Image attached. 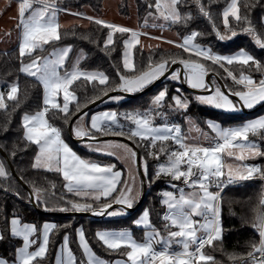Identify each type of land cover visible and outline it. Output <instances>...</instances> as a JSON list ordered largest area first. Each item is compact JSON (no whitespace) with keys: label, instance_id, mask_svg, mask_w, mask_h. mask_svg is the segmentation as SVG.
<instances>
[{"label":"snow or ice","instance_id":"snow-or-ice-1","mask_svg":"<svg viewBox=\"0 0 264 264\" xmlns=\"http://www.w3.org/2000/svg\"><path fill=\"white\" fill-rule=\"evenodd\" d=\"M182 0H155L154 4H149V8H155L159 17L164 21L171 23H186L191 19V14H182L179 8ZM199 10L211 19V15L205 10L203 4L199 3ZM17 15V28L20 29L19 36V57H32V54L38 50L43 51L46 45L60 41L61 24L57 19V8L54 0H19ZM152 15V13H149ZM223 25L227 33L221 34L216 29V35L219 40H231L241 33L251 36L256 45L264 50V39L262 33H258L252 21L246 14L241 13L240 0H230L222 12ZM235 21L236 26L246 25L237 31L236 27L230 23ZM97 25H102L110 29L106 40V45L114 44V35L116 33H130V38L124 41L125 51L123 53V67L129 72H135V63L132 56V49L140 43L141 33L127 27L118 26L106 21L88 17ZM202 35L198 32H192L183 38V42L176 46L185 52L194 54L205 61H211L224 67V64H238L245 67L254 68V70L264 74V64L254 55L241 49L234 55H220L214 53L211 48L204 47L195 40ZM169 43H172L169 41ZM71 47L62 49H53L51 57H34L30 63L21 61L20 71L28 76L36 78L43 87V107L34 114L25 113L22 117V127L26 140L38 146V155L35 157L34 167L45 168L48 171L61 173L67 181V190L74 192L77 196L94 195V199L99 200L101 196L110 197L117 191V186L121 183V172L114 171L115 165H101L95 161L81 158L64 141L60 127L50 123L48 113L51 110L64 115L65 123H68L69 104L78 98L74 91L70 90L72 85L82 78L88 82L98 81L100 85L108 84L109 77L101 72H85L80 69L79 63L84 59L83 55L77 58L72 69H64L65 62ZM171 63H180L186 71V80L193 89H207L205 77L208 70L204 63L192 59H172ZM169 60L161 59L160 62L149 64L147 70L132 76L120 75L119 83L113 90L123 92H136L158 80L168 71ZM227 70V69H226ZM228 75L235 83L242 85L243 89L234 93L239 97L243 107L253 108L257 104L264 102V78L256 80L250 74L241 72L239 77L228 71ZM181 74L173 71L172 80H180ZM20 87L13 83L8 91H0V109H7V101H18ZM105 90L104 95H107ZM62 95L63 103L58 98ZM167 97V89L161 90L154 98L153 105L162 107ZM122 97H112L119 100ZM178 109L187 110L189 101L180 96L172 98ZM201 103L210 104L218 109L234 112L240 109L229 99L227 95L216 87L214 94L206 97H197ZM87 107V105H85ZM80 111V105H76L75 115ZM152 109L148 112H134L126 114L125 119L130 120L135 128L129 132V138L138 137L140 140H148L149 147L155 148L157 142L163 145L164 142L174 140L179 145V150L168 153V160L161 164L155 177H171L173 180H181L188 185L192 191L185 193L180 189L177 196L173 192L163 193V204L167 207V212L162 219L165 222L164 228L166 235L152 224L150 213L145 210L141 217L134 221L138 227L147 229L142 241L136 240L130 231H99L96 233L99 241L112 251L124 249L125 261H117L116 264H215V258L206 255L204 249L206 246H212L215 241H222L224 228L221 222L222 199L221 191L223 187L240 181L260 179L264 181V166L257 164L244 163L245 161L264 157V151L249 140V135H260L264 139V117L250 120L239 127L223 128L220 124L209 121V127L216 132L218 142L202 146L199 144H188L180 135V128L176 125L163 127L153 125ZM84 113L79 117L83 120ZM115 124L117 128L122 129L118 123L117 113L102 112L90 117V129L78 126L74 133L78 138L89 137L96 139L90 130L104 135L123 136V131H113L111 125ZM91 147V146H90ZM105 148H120L128 152L131 158L135 160L137 153L124 144H115L106 142ZM101 151V148L93 149ZM164 152L163 146L159 149ZM109 155L114 152L109 151ZM158 159L156 153H150ZM240 163H229L228 159ZM145 174H147V163L144 165ZM2 163H0V177L7 176ZM215 186L218 190L213 192L210 189ZM39 189H37V199L39 200ZM135 197L132 195V187L127 183L124 190L117 197H113L112 202L106 203L97 212V215L107 213L110 216L125 214V209L133 207ZM113 203L120 205L119 211L108 212L113 207ZM264 205V197L261 199ZM73 209L76 211H92L89 204L75 203ZM66 211L67 209H62ZM202 218V219H197ZM11 234L13 236L23 237V247L18 250L19 264H40L46 257L49 244V233L57 228L55 224L43 225V240L36 250L29 251V248L36 243L30 240V236L36 233L34 225L21 226L18 219L11 221ZM253 229L258 233V242H252L251 251L246 257L231 256L230 259H240L243 264H264V212L259 213L252 223ZM4 239L0 234V240ZM79 244L83 250L85 260L80 264H109L99 258L90 247L83 229L79 230ZM159 245V247H157ZM66 252V258L57 257L56 264H78L77 258L68 247V237H64V244L61 253ZM259 254V255H257ZM0 264H9L6 259L0 258Z\"/></svg>","mask_w":264,"mask_h":264},{"label":"trees","instance_id":"trees-1","mask_svg":"<svg viewBox=\"0 0 264 264\" xmlns=\"http://www.w3.org/2000/svg\"><path fill=\"white\" fill-rule=\"evenodd\" d=\"M56 5L66 8L83 11L85 7L91 8L96 13H101L105 0H54ZM137 7L138 20L141 27L145 26L144 22L148 20L154 13L155 8H149V4H154L155 0H134ZM230 0H199L203 4L206 11L211 15V19L204 16L199 10L197 0H182L179 5L182 14H191V19L186 23H171L168 28L177 35L185 37L192 32H198L202 35L195 40L196 43L211 48L214 53L226 55L238 50L244 49L254 55L264 64V50L256 45L254 39L246 33H241L231 40L221 41L216 35V29L221 34L227 33L223 25L222 12L228 5ZM241 13L246 14L252 21L258 33L264 34V0H240ZM119 11L124 15L130 14V0H121L119 3ZM233 27L240 28L246 25L236 26L235 21L231 20ZM111 30L97 25L92 20L84 26L74 23L67 27L61 28V40L53 44L46 45L43 51L38 50L32 54V57H19V48H13L9 51L0 50V80L3 82L2 91H8L13 83H17L20 87L18 101H7L8 108L0 109V145L3 147L7 155L13 162L18 175L29 185L35 194V199L40 208L44 211L40 212L31 204L30 196L25 187L12 174L8 162L0 153V163L3 164L7 176L0 177V232L4 239L0 240V256L8 260L16 259L17 248L22 244L20 237L13 236L10 229V219L13 216L19 217L23 222L35 223L37 233L41 225L45 221H52L57 228L51 231L48 252L46 257L40 264H54L55 256L60 244L65 236L68 235L70 247L73 250L78 264L85 260L82 248L80 247L77 228L83 226L85 235L94 251L108 261H112L118 257L124 256V249L112 251L106 248L96 236V233L103 228H112L116 230L132 229L134 233L138 231L134 225L136 215L140 210L147 206L152 224L160 230L164 235L165 222L162 217L166 213V206L162 202V190L167 188L169 177L161 176L159 179L155 177L158 162L167 160L168 153L173 148L179 146L173 140H169L161 145L157 142L156 147H149L148 140H140L138 137L131 138L141 151V162L147 163V181L148 187L146 195L139 207L131 212H127L125 216L109 217L108 214L99 217H90L85 215H57L48 211H73V204H89L93 210H100L104 204L112 202L113 197H117L120 193V186L117 191L110 197L101 198L99 200L91 199L84 196H77L73 192H69L65 187L66 181L61 173L48 171L47 169L34 167L35 156L38 152V146L26 140L24 129L22 127V117L25 113L33 114L43 107V87L36 78L28 76L20 71L21 61H31L34 57H45L50 55L53 49H57L64 45L72 48L67 62L62 69H71L76 63L77 58L83 54L84 59L80 60L79 67L83 70L101 71L109 77L108 84L100 85L98 81L88 82L83 78L76 81L71 90L75 92L77 100L71 102L69 106L68 123H65V117L57 110H51L48 118L55 126L60 127L64 137L74 144L77 152L82 156H96L109 159L113 158L107 155L97 154L76 143L68 133V124L75 112L76 105H80V109L91 101L112 91L119 83V76H132L139 74L141 71L147 70L150 63L153 65L160 62L161 59H168L171 65L172 59H194L204 61L210 71L216 74L219 72V64L211 61H205L192 53L185 52L177 46H153L149 49L136 45L133 49V58L135 63V72H129L123 67V50L124 41L129 33H116L114 35V44L106 45L107 36ZM264 39V35H262ZM226 68L237 77L241 72L250 74L254 79H261L264 74L254 70V68L241 66L238 64L227 65ZM218 67V68H217ZM221 69V67H220ZM219 76L224 81L226 87L233 93L235 91V81L228 75V71L221 70ZM243 88L242 85H238ZM167 89V97L163 104L165 109V119L173 124H181L185 126V120L188 115L196 119L203 128H209L208 120L215 119L222 122L224 126H235L242 124L248 116L258 115L264 112V104L252 112L245 114L241 111L228 112L219 110L215 107L200 103L191 97L190 90L186 89L180 80H172L170 75L163 79L154 88L135 96H122L120 101H109L108 99L87 112L91 113L99 109H113L121 112V118L126 111L144 112L150 109L154 110L153 98L163 89ZM183 90L189 94V107L187 110H176L172 104L171 96ZM141 91V90H140ZM139 92V91H137ZM262 103V102H261ZM260 103V104H261ZM259 105V104H258ZM257 106V105H256ZM162 110V107H158ZM168 117V118H167ZM157 121H165L164 118ZM75 122V121H74ZM113 131H123L124 136L129 137V132L125 127L112 128ZM95 136L104 135L91 131ZM264 151V139L260 135L252 136ZM165 147L164 152H160V147ZM156 153L159 157L150 154ZM118 165L119 162L116 158ZM144 161V162H143ZM252 162H258L264 166V157L251 159ZM144 167V165H143ZM153 180V181H152ZM37 189H39V200L37 199ZM264 197V181L260 179H252L248 181L233 183L226 186L221 191L222 211L221 222L224 228L222 241H215L212 246H206L204 252L215 258V264H243L240 259H230L231 256L246 257L251 251V243L258 242V233L253 229L252 223L256 216L264 212V205L261 199ZM137 203V202H136Z\"/></svg>","mask_w":264,"mask_h":264},{"label":"rangeland","instance_id":"rangeland-1","mask_svg":"<svg viewBox=\"0 0 264 264\" xmlns=\"http://www.w3.org/2000/svg\"><path fill=\"white\" fill-rule=\"evenodd\" d=\"M117 0H108L105 8H104V16H108L109 18H112L113 20H117V21H122V22H126L127 25H130L133 24V25H136L137 24V7H136V4L134 2V0H132L130 2V14L129 15H124L122 13H120V11L118 10V7L117 5L115 4ZM120 18V20H119ZM78 23H81V24H85L84 22L82 21H78ZM144 25L142 28L143 29H148V31L150 33L152 32H155L157 34H163V36H165V38H168V37H173L175 39V36L177 35L174 31L170 30L168 28V25H169V21H164L162 18L159 17V14L155 11L154 13H152L151 17L146 20L144 22ZM188 36V35H186ZM185 36V37H186ZM177 39L179 41H182L183 42V38L184 37H181L179 35H177ZM130 38V33L129 35L125 38V40L129 39ZM140 43L139 45H141L142 47L144 48H151L153 46H164V47H170V46H176L178 43H175L173 42V39L171 41V38H168V39H165V40H158L159 38L158 37H152V36H149V35H145V34H141L140 37ZM169 41H171L172 43H169ZM196 43V42H195ZM125 51V46H124V50H123V53ZM132 51V56H133V49L131 50ZM83 55V54H82ZM192 59V58H191ZM194 60V59H192ZM199 62H202L205 64L204 61H201V60H197ZM206 66V64H205ZM220 65H219V72H222L221 70H225V71H230L228 69V67L226 68L225 64H224V67H221L220 69ZM208 72L210 71V69L206 66ZM218 68V67H217ZM227 69V70H226ZM175 71H178V70H175ZM219 72H217L219 74ZM239 77V76H238ZM170 78H171V74H170ZM261 78H264V76H262ZM259 80V79H258ZM205 81H206V84L208 85L207 89H210V86H209V81H208V75L205 77ZM236 88H235V91H240L242 90L243 88L239 87L238 85L239 84H235ZM216 87H219L220 90L222 92L223 89L221 88V86L216 83V80H215V88ZM214 88V90H215ZM207 89H203V88H200V90H207ZM179 92L177 93H173L172 96H171V99L175 96H180L182 99H187L189 101V94H187L186 92H184L183 90H181L179 88ZM214 90L210 93H192L191 94V97L194 98L195 100L199 101L197 99V97H206V96H211L214 94ZM137 92V91H136ZM225 95H227L225 92H224ZM229 97V99H231L239 109H241V106L239 104V102L234 99L233 97H230L229 95H227ZM112 97H122V95H114V96H111L110 98H108L109 101H119V100H115V99H112ZM200 102V101H199ZM201 103V102H200ZM263 103V102H262ZM261 103V104H262ZM202 104H205V103H202ZM176 108V110H180L176 107L175 105V102L174 100L172 99V104H169L167 107H171L173 106ZM205 105H208V106H212L210 104H205ZM258 105V104H257ZM260 105V104H259ZM154 106V105H153ZM214 107V106H212ZM255 107V106H254ZM165 109V107L162 106V110L158 109V107H155L154 106V110L156 111H152V115H153V125L154 126H158V127H163L165 124L169 125V126H172V125H176L180 128V135L181 137L184 139V142L185 143H188V144H199V145H202V146H209V145H212L214 144V141L216 139H218L217 137V134L215 131L212 130V128H203L201 125L198 124V122L196 121L195 118H193L192 116L188 115L186 117V120H185V126H182L181 124H176L175 122L173 124L169 123L168 122V119H165V112H163V110ZM218 109V108H217ZM252 109V108H251ZM219 110H223V109H219ZM225 111V110H223ZM241 111V110H239ZM105 112H110V110H107ZM112 112H115L117 113V117H118V123L119 125H122L123 127H125V130L130 132L131 129H134L135 128V125L128 119H125V116L126 114H129V113H132L130 111H126V112H122L124 113L122 115V118H121V112H117V111H112ZM144 112H148V111H144ZM144 112H141V113H144ZM229 112V111H228ZM242 112V111H241ZM87 113L88 115V112H85ZM84 114V113H83ZM81 114V115H83ZM80 115V116H81ZM86 115V116H87ZM79 116V117H80ZM86 116H84L83 120H80L79 117L75 120V122L73 123V135H74V138H78L75 133H74V129L78 126H82L83 124V121H85L86 119ZM164 118L165 121H157L158 119H162ZM168 118V117H167ZM209 121H213V122H216L218 124L221 125V127L223 128H229V127H225L221 121L219 120H215V119H211V120H208ZM246 121V120H245ZM245 123V122H244ZM209 125V124H208ZM114 126H116L115 124L111 125L112 128H114ZM241 126V125H239ZM117 128V127H115ZM249 140L255 144H257L259 146V143L255 142L254 140H251V138H249ZM174 141V140H173ZM106 142H113L115 144H124V145H127L128 148H131L133 151H135V149L133 148L132 145H130L129 143H127L126 141H123V140H119V139H102V140H97V141H92V140H82L80 142H78V144L82 147H85L89 150H93L95 148H101L103 149L104 153L105 154H108L109 151H112L114 152V155L115 157L118 158V160L124 165L125 167V172H126V175H125V182H124V185L125 183H127L128 186L132 187V195L135 197V200H134V203L133 205L136 204V202H138V200L140 199L141 195H142V179H141V175H140V172H139V168H138V165H137V160H136V157H135V160H133V158L130 157V155L128 154L127 151L123 150V149H120V148H115V149H111V148H105V144ZM77 143V142H76ZM174 143H176L174 141ZM68 144L74 149L76 150L75 146L73 143L69 142L68 141ZM178 145V144H177ZM91 146V147H90ZM179 146V145H178ZM165 148V147H164ZM166 150V149H165ZM179 150V147L175 149V147L173 148L172 151H177ZM95 151V150H94ZM136 152V151H135ZM38 155V154H37ZM168 160V159H167ZM167 160H163V161H160L158 162V165H157V171H158V168L161 164H164L167 162ZM144 162V161H143ZM228 162L229 163H233V164H236V163H240L238 161H234L232 160L231 158L228 159ZM246 162V161H245ZM244 162V163H245ZM142 165H145V163H143ZM144 168V167H143ZM169 182L168 183H172L171 186H173L174 184H182L183 182V179L181 180H173L171 179V177H169ZM153 181V180H152ZM241 182V181H240ZM243 182V181H242ZM178 185L175 186V189L178 188L177 187ZM123 190H124V187H123ZM122 190V191H123ZM135 192H136V195H135ZM164 192H173L172 189H169V188H165L162 190V201L164 199L163 197V193ZM174 193V192H173ZM95 194H92V195H87L88 197H92L94 196ZM85 196V195H83ZM166 206V205H165ZM121 207H116V208H113L111 211H119ZM167 209V207H166ZM145 210H148V207L147 206H144L140 212L136 215V218H135V221L137 219H139L142 215V213L145 211ZM110 211V212H111ZM149 211V210H148ZM128 211L125 209V214L127 213ZM110 216V215H109ZM17 217V216H15ZM198 219H201V218H198ZM136 225V224H135ZM137 226V225H136ZM82 229V226H79L77 228V236H78V239H79V230ZM125 230H128L131 232V234L133 235V237L138 240L136 238V234L135 235L133 234L132 230L131 229H125ZM101 231H104V230H101ZM109 231H116V230H109ZM143 235L145 236V232L147 231V229H144L143 228ZM68 237V236H67ZM39 238H40V232L39 233H36L33 237V240L36 241V242H39ZM138 241H141V240H138ZM89 243V242H88ZM64 244V240L63 242L60 244L59 248H58V251L56 253V257H55V261H54V264H56V261H57V257L58 256H64L66 258V252L65 253H61V248ZM90 245V244H89ZM68 247L70 248L69 246V242H68ZM91 247V246H90ZM92 248V247H91ZM71 249V248H70ZM93 250V248H92ZM94 251V250H93ZM95 252V251H94ZM96 254V252H95ZM99 258L103 259V257L99 256L98 254H96ZM3 259H6V258H3ZM86 259V258H85ZM9 264H19L18 261L16 260H8L6 259Z\"/></svg>","mask_w":264,"mask_h":264},{"label":"crops","instance_id":"crops-1","mask_svg":"<svg viewBox=\"0 0 264 264\" xmlns=\"http://www.w3.org/2000/svg\"><path fill=\"white\" fill-rule=\"evenodd\" d=\"M120 1L121 0H117L116 2H115V4L117 5V7H118V10H119V3H120ZM132 0H130V2H131ZM18 2H19V0H0V50H3V51H9V50H11V49H13V48H19V43H20V40H19V36H20V29H18L17 28V15H18ZM55 2V1H54ZM107 2H108V0H105L104 1V4H103V8H102V11H101V13H96L95 11H93L91 8H89V7H85V9L83 10V11H79V10H73V9H66V8H62V7H60V6H58V5H56L57 6V8L59 9V11L57 12V19H58V22L61 24V28L62 27H67V26H70V25H72V24H74V23H78V21H82V22H84L85 24H81V23H79V24H81V25H84V26H86V25H88L89 24V22H90V20L88 19V17H93V18H95V19H100V20H103V21H106V22H108V23H111V24H115V25H118V26H123V27H127V28H129V29H132V30H134V31H137V32H139V33H141V34H145V35H149V36H154V37H158L159 39L158 40H165V39H168V38H171V41H172V39H173V42H175V43H178V44H180V43H182V41H179L177 38V35L175 36V39L173 38V37H168V38H165V36H163V34H157V33H155V32H152V33H150L149 31H148V29H143L141 26H140V24H139V20H138V18H137V24L136 25H133V24H131V26L130 25H127V23L126 22H122L121 20H120V18H119V20L120 21H117V20H113L112 18H109L108 16L106 17V16H104V8H105V6H106V4H107ZM56 4V3H55ZM138 17V16H137ZM168 40H170V39H168ZM138 45V44H137ZM65 47H69V45H64V46H61V47H59V48H57V49H62V48H65ZM71 47V46H70ZM72 49V48H71ZM147 49H149V48H147ZM240 50H238V51H236V52H233V53H230V54H226L225 56H229V55H234V54H236L237 52H239ZM69 55H70V53H69ZM69 55H68V57H69ZM82 56V55H81ZM45 57H47V58H51V59H55V57H51L50 55H48V56H45ZM68 59V58H67ZM31 61H26V62H23V63H30ZM66 62H67V60H66ZM66 62H65V64H66ZM22 66V65H21ZM65 66V65H64ZM72 69V68H71ZM71 69H69V71L71 70ZM81 70H83V69H81ZM178 70V69H177ZM61 71V74H63V70L61 69L60 70ZM83 71H85V72H101V71H93V70H83ZM101 73H103V72H101ZM26 74V73H25ZM216 83H217V81H216ZM2 85H3V82L0 80V91H2ZM71 90V89H70ZM58 100H59V102L62 104L63 103V98H62V95L58 98ZM120 101V100H119ZM71 104V103H70ZM70 104H69V106H70ZM258 106V105H257ZM257 106H255V107H257ZM255 107H253V108H255ZM42 109V108H41ZM40 109V110H41ZM39 110V111H40ZM107 110H110V112H112V111H116V110H113V109H99V110H95V111H93V112H91V113H88V115L86 116V119H85V121H83V124H82V127H84V128H86V129H90V117L91 116H93V115H97V114H99V113H102V112H105V111H107ZM236 112V111H235ZM34 114V113H33ZM260 117H264V112H262L261 114H258V115H253V116H248V117H246V121L244 120L243 121V123L242 124H239V125H243L244 124V122L246 123V122H248V121H250V120H254V119H258V118H260ZM239 125H235V126H227V127H239ZM114 127H117V126H114ZM226 127V126H225ZM90 131H93V130H90ZM63 137V139H64V141L68 144V140L64 137V135L62 136ZM249 138H251V140H254L252 137H249ZM216 140H218V139H216ZM215 140V141H216ZM214 141V142H215ZM255 141V140H254ZM255 142H257V141H255ZM258 143V142H257ZM69 145V144H68ZM69 147H71L70 145H69ZM259 147H260V145H259ZM72 148V147H71ZM260 149H261V147H260ZM72 150L73 151H75L76 153H77V155H79L81 158H83V159H87V160H90V161H95V162H97V163H99V164H101L102 166L103 165H115V169H114V171H120L121 172V183L117 186V189H118V187L120 186V192L123 190V187H124V182H125V175H126V172H125V167H124V165L118 160V158L117 157H115V156H113V155H109V154H105L103 151V149L101 150V151H94V150H91V151H93V152H95V153H97V154H101V155H107V156H110V157H113V158H116L117 159V161L119 162V164L120 165H118L117 164V162L115 161V159H113V158H110V160L109 159H104V158H101V157H94V156H89V157H85V156H82L81 154H79L78 152H77V150H74L73 148H72ZM37 154H38V152H37ZM37 154H36V156H37ZM35 156V157H36ZM247 162H250V160H248V161H246L245 163H247ZM34 163H35V161H34ZM42 169H45V168H42ZM142 181V180H141ZM242 182V181H241ZM171 184L172 183H168V186H167V188H169V189H172L173 190V192H174V194H176L177 196L179 195V191H180V189H183L184 190V192L185 193H188V192H191L192 191V189L188 186V185H186L184 182H182V184H174L173 186H171ZM66 185H67V181H66V183H65V187H66ZM176 185H178L177 187L178 188H176L175 189V186ZM231 185V184H230ZM228 186V185H227ZM226 187V186H225ZM225 187H223V189L225 188ZM67 188V187H66ZM211 191H213V192H215V191H217L218 189L216 188V187H212L211 189H210ZM74 193V192H73ZM115 193V192H114ZM113 193V194H114ZM92 194H95L96 195V193H92ZM91 194V195H92ZM112 194V195H113ZM118 195H119V193H118ZM117 195V196H118ZM135 195H136V192H135ZM80 196H83V195H80ZM84 197H88V196H84ZM94 196H92V197H88V198H91V199H94L93 198ZM101 198H106V197H103V196H101ZM100 198V199H101ZM129 212V211H128ZM166 212H167V209H166ZM127 214V213H126ZM126 214H123V215H118V216H109V217H121V216H125ZM136 218V217H135ZM13 219H18L19 221H20V224H21V226H23V225H34L35 226V228H36V233H37V226L35 225V223H30V222H23L19 217H15V216H13L11 219H10V229H11V221L13 220ZM198 219V218H197ZM202 219V218H201ZM135 221V220H134ZM46 223H48V224H55L54 222H52V221H45V222H43V224L41 225V227H40V230H39V232H40V238H39V242H36V243H34L30 248H29V251H34V250H36V248L38 247V245L40 244V243H42V240H43V225L44 224H46ZM134 225H135V223H134ZM136 226V225H135ZM137 227V229H138V231L136 232L137 234L135 235V233L133 232V230H132V232H133V234L136 236V238L138 239V240H143L144 239V235H143V233H144V231H143V228L142 227H138V226H136ZM82 229H83V226H82ZM101 230H116V229H112V228H103V229H100L99 231H101ZM123 230H125V229H123ZM83 231H84V229H83ZM98 231V232H99ZM116 231H119V230H116ZM160 231V230H159ZM38 232V233H39ZM161 232V231H160ZM36 233H34L32 236H30V240H33V237H34V235L36 234ZM0 234H1V232H0ZM50 234H51V232L49 233V238H50ZM84 234H85V231H84ZM161 234L162 235H164L162 232H161ZM68 236V235H67ZM16 237H20L22 240H23V237L22 236H16ZM78 237V236H77ZM85 237H86V235H85ZM86 239H87V237H86ZM64 240V239H63ZM34 241V240H33ZM78 241H79V239H78ZM87 241H88V239H87ZM68 242H69V238H68ZM89 242V241H88ZM23 244H24V241L22 242V244L17 248V251H16V261H18L19 262V259H18V250L21 248V247H23ZM90 244V243H89ZM69 246H70V243H69ZM90 246H91V244H90ZM92 247V246H91ZM157 247H159V245H157ZM71 248V247H70ZM72 250V249H71ZM94 250V249H93ZM58 251V250H57ZM72 252H73V250H72ZM74 253V252H73ZM97 254V253H96ZM257 255H259V254H257ZM56 257V256H55ZM0 258H5V257H2V256H0ZM104 260L105 261H108V260H106L105 258H104ZM126 260V257H118V258H115V259H113L112 261H108L109 262V264H116V262L117 261H125ZM55 261V260H54Z\"/></svg>","mask_w":264,"mask_h":264},{"label":"water","instance_id":"water-1","mask_svg":"<svg viewBox=\"0 0 264 264\" xmlns=\"http://www.w3.org/2000/svg\"><path fill=\"white\" fill-rule=\"evenodd\" d=\"M178 69V72H180L181 74V78H180V82L181 84L188 90H190L191 92H194V93H210L214 90L215 88V80L217 81V83L221 86V88L223 89V91L229 95L230 97H233L234 99H236L240 106H241V111L245 114H248L250 112H252L253 110L259 108L262 104H264V102L260 105H258L257 107L255 108H252V109H248L246 107H243L242 105V102L239 100V97L235 96L233 92H231L225 85L224 81L222 80V78L216 74L214 71H209L208 72V81H209V86H210V89H207V90H200V89H193L189 83L187 82L185 76H186V69L184 68V66L180 63H171V65L168 67V71L164 74V76L160 77L158 80L154 81L152 84H150L149 86L145 87L143 90L139 91V92H123V91H109L107 92L108 94L107 95H102L100 96L99 98L91 101L90 103L86 104L87 107L83 106L79 112H77L75 115L72 116L69 124H68V133H69V136L75 141V142H80L82 140H92V141H97V140H102V139H119V140H123V141H126L127 143H129L130 145L133 146V148L135 149L137 155H136V160H137V165H138V168H139V172H140V175H141V179H142V195L140 197V199L138 200V202L133 205V207L131 209H126L127 211L131 212V211H134L136 210L139 205L142 203L145 195H146V192H147V187H148V181H147V176L145 174V171H144V168H143V165H142V162H141V151L139 149V147L135 144V142L127 137V136H119V135H99V136H95L96 139L93 140L89 137H84V138H74V135H73V123L74 121L83 113L87 112L89 109L95 107L96 105L102 103L103 101L107 100L108 98H110L111 96H114V95H122V96H135V95H138V94H142L152 88H154L156 85H158L163 79H165L167 76H169L170 74H172L173 71L177 70ZM0 153L1 155L6 159V161L8 162V165L10 167V170L12 172V174L16 177V179L23 185V187H25L29 193V196H30V201H31V204L34 206L35 209H37L38 211L42 212L44 210H42L40 208V206L38 205V203L36 202V199H35V194L33 192V190L29 187V185L18 175L16 169H15V166L13 164V162L11 161L10 157L7 155V153L5 152V150L3 149V147L0 145ZM116 207H121L120 205H116L115 203H113V207L111 209H108V212H110L113 208H116ZM100 210H92V211H76V210H73V211H48L52 214H57V215H85V216H90V217H99V216H105L107 215V213L103 214V215H97L96 213L99 212Z\"/></svg>","mask_w":264,"mask_h":264},{"label":"built area","instance_id":"built-area-1","mask_svg":"<svg viewBox=\"0 0 264 264\" xmlns=\"http://www.w3.org/2000/svg\"><path fill=\"white\" fill-rule=\"evenodd\" d=\"M51 123V122H50ZM53 124V123H52ZM62 136H63V133H62ZM216 142H218V140H216L214 143H216ZM247 163H249V164H257V165H260L258 162H252V161H250V162H247ZM238 183V182H237ZM230 185V184H229ZM213 187H215V186H213Z\"/></svg>","mask_w":264,"mask_h":264}]
</instances>
